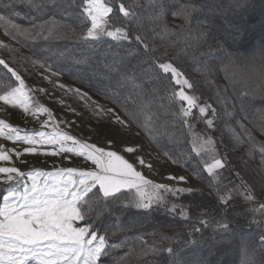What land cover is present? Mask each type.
<instances>
[{
	"label": "trees",
	"instance_id": "1",
	"mask_svg": "<svg viewBox=\"0 0 264 264\" xmlns=\"http://www.w3.org/2000/svg\"><path fill=\"white\" fill-rule=\"evenodd\" d=\"M102 1L114 9L106 27H124L127 39L87 37L91 22L84 0H0L5 36L0 60L24 79L49 68L111 106L201 187L174 191L170 207L137 209L127 206L136 190L121 189L119 200L105 201L95 186L91 203L95 209L99 197L101 214H89V231L107 241L96 264H160L157 251L170 244L183 249L190 264H264V0H222L220 26L203 47L198 33L204 14L194 13L197 18L187 25L178 14L190 0H163L162 19L153 18L161 0ZM121 3L128 17L119 13ZM161 63L172 64L209 100L215 110L211 129L198 109L183 116L186 106ZM16 84L0 65V95ZM211 136L221 141L229 160L214 176L205 165L213 155L222 157L219 145L214 153L194 149L198 139ZM248 188L252 200L246 199ZM224 195L227 204L220 201ZM216 221L228 229L216 230Z\"/></svg>",
	"mask_w": 264,
	"mask_h": 264
},
{
	"label": "snow or ice",
	"instance_id": "2",
	"mask_svg": "<svg viewBox=\"0 0 264 264\" xmlns=\"http://www.w3.org/2000/svg\"><path fill=\"white\" fill-rule=\"evenodd\" d=\"M86 7L84 13L91 22V26L87 28L86 35L96 39L100 36L107 35L115 39H127L128 34L124 27H115V30H108L109 20L112 17L109 13H114V9L108 3L102 0H84ZM55 3V0H53ZM10 6V5H9ZM155 7V6H154ZM236 7H243L242 4L237 3ZM226 9H224L222 0H190L189 3L181 5L179 15L185 20V25L194 18V13H203L204 21L201 22V28L198 33L199 46L207 45L213 39L214 33L217 32L220 20L223 18ZM119 13L125 17L130 15L129 8L124 5H119ZM135 15V13H131ZM164 15L163 0L153 18L162 19ZM4 17L0 16V20ZM15 27V25L13 26ZM139 39V37H137ZM229 62L231 57H228ZM0 65H3L12 77L19 82V86L12 87L0 95V101L5 104H19L27 108V93L24 90V81L20 76L8 65L4 60H0ZM165 73H171L172 78L176 84L193 88L194 84L189 83L188 80L183 79L181 74L170 63H161L159 65ZM261 80L264 81V74L261 75ZM264 92V88H262ZM181 101H186L188 107L181 108V113L184 117L192 114V109L198 107L196 104V97L185 94L184 91L175 93ZM206 107H199V113L204 114ZM215 114V110H213ZM209 127L212 126V121L208 120ZM4 128H8L10 133H16V140H25L30 143H35L34 137L19 135V130L11 128L6 124L0 122V135L4 133ZM36 135L43 138L46 133L39 132ZM9 139H13L11 135ZM63 140H70L72 137L63 136ZM47 143H57L59 140L53 136L49 138ZM75 144L76 142L73 141ZM210 140L206 141L201 150H208L214 153V149L208 147ZM78 149L81 154H84L89 146L80 144ZM60 151L74 152L77 148H65L61 144ZM99 155L88 153V158L95 162L99 168V172H78L75 175L78 177L72 180L73 170L68 169L65 172L48 173V176L53 177V182L49 185L45 181L43 187L38 186L37 178L44 175L41 172L28 173L31 179V188L24 186V191H19V185L7 189L8 195L3 197V204L0 205V264H30L35 261L36 264H96L97 258L100 257L106 244V236H97L95 230L89 232L91 226L90 213L94 210L99 215L101 201L99 197L96 200L95 209L91 203L92 196L95 195L92 189L96 184L99 185L98 191L103 194L105 201L119 200L117 194L121 193L122 188L136 189V196L128 202L127 206L135 207L137 209H148L153 203L159 202L157 191H147L146 188L138 186L150 185L149 181L143 179L138 172H135L131 164L122 160L114 152L104 153L97 149ZM7 156L0 154V160H7ZM143 163V161H141ZM224 165L220 159H216L213 155L211 163H206L205 171L210 175H216V169L223 168ZM16 172L15 168L0 167V173ZM67 176L69 179L63 181L56 179L57 177ZM12 179L11 176L8 177ZM182 179V178H181ZM73 185L75 187L73 188ZM155 189H160L164 186H152ZM70 188L72 190L70 191ZM177 192L183 191L180 189ZM191 192V190H188ZM231 191V190H229ZM10 197L14 199L10 200ZM69 197H71L69 199ZM246 199L252 200L251 194H248ZM220 201L227 204L228 196L220 197ZM19 202V203H17ZM108 205H104L107 210ZM264 209V205H261ZM181 215L185 213L181 211ZM88 220L89 224L85 227H73V221ZM201 224H207L206 221L201 220ZM216 230H227L229 225L227 223L216 221ZM193 231L199 232L200 229L194 228ZM86 236H90L86 239ZM260 239L264 241V234ZM95 241V243H94ZM167 255H163V254ZM158 255H161L160 264H190L185 258L183 249H177L171 244L168 247L158 249Z\"/></svg>",
	"mask_w": 264,
	"mask_h": 264
},
{
	"label": "rangeland",
	"instance_id": "3",
	"mask_svg": "<svg viewBox=\"0 0 264 264\" xmlns=\"http://www.w3.org/2000/svg\"><path fill=\"white\" fill-rule=\"evenodd\" d=\"M4 39L5 36L0 30V45ZM181 77L186 79L182 74ZM20 78L24 81L28 110L25 111L24 107L19 104H5L0 101V122L18 129L21 137H34L36 142L30 143L23 139L16 140L14 138L16 133H10L8 128H4V133L0 135V154L6 155L8 158L7 160H0V167L15 168L16 172L0 173V205L3 204V197L8 195L7 189L19 185V191L23 192L25 185L31 188L32 181L28 176L30 172L44 174L37 178L40 187L45 185V181L49 185L53 182V177L48 176V173H63L72 169L74 173L71 177L72 180L78 178L75 175L78 172L98 173L99 168L94 161L88 158L89 152L99 155L96 152L97 149L104 153L114 152L122 160L131 164L133 170L138 172L144 180L150 182L148 186L139 183L138 186L146 188L147 191L158 192L161 199L159 202L153 203L151 207H170L168 202L171 193L177 189L191 190L201 187L200 183L182 169L170 165L162 158L144 136L131 126L120 113L102 101H97L90 94L61 80L55 71L45 68L34 77L24 79L20 76ZM176 85L177 92L184 91L185 94L197 98L198 107H194L195 109L199 110V107L210 105V107H206L202 116L207 127L211 129L212 126L209 127L207 121L213 122L214 109L209 100L199 96L193 88H188L186 85ZM17 86H19L18 81L15 87ZM183 103L188 107L186 101ZM39 132L46 133L43 138L44 142L40 136L36 135ZM9 135L13 139H9ZM53 136L59 142L47 143L46 141ZM63 136L72 137V139L65 141L62 139ZM209 140L210 145L208 147L212 148L219 145V150L222 152V157L219 159L223 165L229 164L227 152H224L221 141L214 136L206 140L198 139L194 144L195 151H206L201 149L204 143ZM73 141L76 143L74 144ZM61 144L65 148L75 147L77 151H60ZM80 144L89 146L84 154H81L78 149ZM9 176L12 177L11 180L8 179ZM56 179L63 181L69 177L65 175ZM155 185L164 187L155 189L152 187ZM95 186L99 188L98 184ZM74 187L75 185H73ZM71 190L72 188H70ZM247 191L254 199L249 188ZM12 199L14 197H10V200ZM85 226L80 220L73 221V227ZM89 238L90 236H86V239Z\"/></svg>",
	"mask_w": 264,
	"mask_h": 264
},
{
	"label": "crops",
	"instance_id": "4",
	"mask_svg": "<svg viewBox=\"0 0 264 264\" xmlns=\"http://www.w3.org/2000/svg\"><path fill=\"white\" fill-rule=\"evenodd\" d=\"M30 264H36V262L31 261Z\"/></svg>",
	"mask_w": 264,
	"mask_h": 264
}]
</instances>
